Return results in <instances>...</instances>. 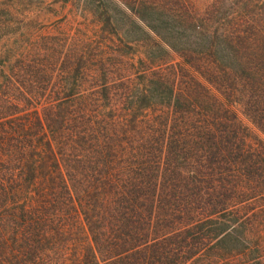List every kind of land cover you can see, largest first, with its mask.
<instances>
[{"label": "trees", "instance_id": "trees-1", "mask_svg": "<svg viewBox=\"0 0 264 264\" xmlns=\"http://www.w3.org/2000/svg\"><path fill=\"white\" fill-rule=\"evenodd\" d=\"M234 105L264 134V0H0V264H264Z\"/></svg>", "mask_w": 264, "mask_h": 264}, {"label": "rangeland", "instance_id": "rangeland-1", "mask_svg": "<svg viewBox=\"0 0 264 264\" xmlns=\"http://www.w3.org/2000/svg\"><path fill=\"white\" fill-rule=\"evenodd\" d=\"M196 1L200 2V0H196ZM51 8H52L51 10L43 11L38 15V17L37 16L36 17L39 18L41 21H48V20L55 18L57 15H61L62 13L66 11V7H63L62 5H60L59 2L52 3ZM170 55L172 58L177 59L174 53H170ZM234 110L238 118L240 119V121L250 129L252 134L256 136L257 138H259L262 142H264V134L261 131H259L251 123V121L241 112L240 107L237 105H234ZM258 204L264 205V200H260L254 203V205H258ZM260 217L262 219V225L258 226L257 229H255V235L259 236L262 242L264 243V212L260 211Z\"/></svg>", "mask_w": 264, "mask_h": 264}]
</instances>
